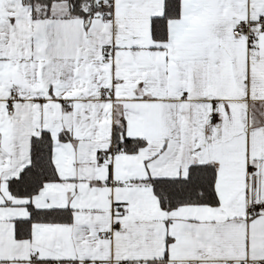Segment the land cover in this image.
Here are the masks:
<instances>
[{"label": "snow or ice", "instance_id": "1", "mask_svg": "<svg viewBox=\"0 0 264 264\" xmlns=\"http://www.w3.org/2000/svg\"><path fill=\"white\" fill-rule=\"evenodd\" d=\"M0 264H264V0H0Z\"/></svg>", "mask_w": 264, "mask_h": 264}]
</instances>
